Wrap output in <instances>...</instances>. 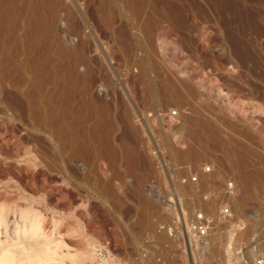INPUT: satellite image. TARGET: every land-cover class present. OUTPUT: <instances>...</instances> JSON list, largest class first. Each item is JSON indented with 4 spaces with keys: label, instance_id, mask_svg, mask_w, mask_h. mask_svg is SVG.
Masks as SVG:
<instances>
[{
    "label": "rangeland",
    "instance_id": "obj_1",
    "mask_svg": "<svg viewBox=\"0 0 264 264\" xmlns=\"http://www.w3.org/2000/svg\"><path fill=\"white\" fill-rule=\"evenodd\" d=\"M181 209L216 221L191 251L160 230ZM262 244L264 0H14L0 17V254L251 264Z\"/></svg>",
    "mask_w": 264,
    "mask_h": 264
},
{
    "label": "built area",
    "instance_id": "obj_2",
    "mask_svg": "<svg viewBox=\"0 0 264 264\" xmlns=\"http://www.w3.org/2000/svg\"><path fill=\"white\" fill-rule=\"evenodd\" d=\"M190 182L196 183L197 177H191ZM226 196L228 200L236 193V187L233 182H228L225 186ZM234 215L231 211L229 204H225L220 209V220L222 221H232ZM243 226L242 223H240ZM216 225L214 217L202 211H195L192 218L187 220L186 213L181 209V211L176 216V220L172 225L161 227L160 230L165 233L168 239L174 240L177 237L186 245L185 249L190 251L195 247V245L208 237V235L213 231ZM106 253L104 249H98L94 255L93 264H105ZM251 264H264V254L256 256Z\"/></svg>",
    "mask_w": 264,
    "mask_h": 264
},
{
    "label": "bare ground",
    "instance_id": "obj_3",
    "mask_svg": "<svg viewBox=\"0 0 264 264\" xmlns=\"http://www.w3.org/2000/svg\"><path fill=\"white\" fill-rule=\"evenodd\" d=\"M13 2L14 0H0V17L4 14V12H10L12 10V6H13ZM6 15V14H5ZM4 15V16H5ZM90 148V147H89ZM232 153L228 152V154L230 155ZM90 156V155H89ZM231 156V155H230ZM243 157V156H242ZM91 158V157H89ZM97 159V158H96ZM246 162V161H245ZM68 163V162H67ZM69 164H66L65 166H67ZM67 168V167H66ZM247 175V174H246ZM244 175V177L246 176ZM239 176V175H238ZM240 177V176H239ZM248 177V176H247ZM241 179V178H240ZM246 183V182H245ZM244 186V185H243ZM245 188V187H244ZM25 223V222H24ZM25 229V228H24ZM38 230V225L35 222L29 224V229H26L23 232V235H33L36 233V231ZM21 234V232H20ZM20 236V235H18ZM259 250H263L264 249V244L260 245L258 247ZM81 255H84L86 257H84L85 260L90 261V255L88 253V251L85 249L83 250V252H81ZM48 256V254H47ZM33 261V260H32ZM31 262V261H30ZM0 264H19L17 263L13 257L11 256V253L9 251H7V253L4 254H0ZM23 264V263H22ZM236 264H244L242 257L239 255V253H237V258H236Z\"/></svg>",
    "mask_w": 264,
    "mask_h": 264
}]
</instances>
